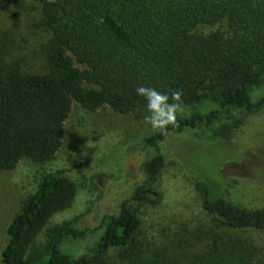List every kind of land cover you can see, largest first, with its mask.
I'll return each mask as SVG.
<instances>
[{
	"label": "trees",
	"instance_id": "1",
	"mask_svg": "<svg viewBox=\"0 0 264 264\" xmlns=\"http://www.w3.org/2000/svg\"><path fill=\"white\" fill-rule=\"evenodd\" d=\"M26 1L13 0V5L22 9ZM36 2L40 24L49 33L45 72H23L9 37L0 33V172L14 170L22 160L51 161L63 145L73 104L87 112L108 107L128 115L146 107L138 87L169 95L180 89L190 112L177 118L179 127L146 139L144 182L130 197L155 204L159 195L151 185L165 166L161 144L167 135L210 133L218 123L264 105V0ZM218 24L226 31L194 32ZM201 178V204L210 228L207 243L197 250L145 255L137 244L140 221L130 200L116 214L103 215L102 233L87 253L73 257L60 250L64 240L85 235L69 224L50 229L45 245L36 249L52 217L69 209L76 197L69 178L47 176L8 226L2 264H107L115 249L118 264H263L262 256L238 236L264 231V208L227 202Z\"/></svg>",
	"mask_w": 264,
	"mask_h": 264
},
{
	"label": "rangeland",
	"instance_id": "2",
	"mask_svg": "<svg viewBox=\"0 0 264 264\" xmlns=\"http://www.w3.org/2000/svg\"><path fill=\"white\" fill-rule=\"evenodd\" d=\"M40 8L36 0H27L22 9H16L13 0H0V33L9 37L25 73L46 70L43 47L49 33L40 24ZM216 31L225 32V25L194 29L202 36ZM189 112L190 107L184 105L177 118ZM147 114L146 107L120 115L108 107L87 112L73 104L64 125L63 145L51 161L22 160L14 170L0 172V264L8 226L22 202L47 176L69 178L76 186V197L69 209L52 217L34 247L41 249L48 231L62 224L85 231L82 238L64 240L62 252L79 257L94 247L102 233L103 215L116 214L120 204L130 200L134 188L144 182L145 141L158 131L145 123ZM213 129L210 133L167 135L161 144L165 166L151 185L158 201H129L140 221L137 244L145 255H178L207 243L205 232L210 224L201 204V177L227 202L244 209L264 208V105L236 114ZM238 237L254 248L257 257L262 256L264 264V231H248ZM118 252L110 251L106 263L118 264Z\"/></svg>",
	"mask_w": 264,
	"mask_h": 264
},
{
	"label": "clouds",
	"instance_id": "3",
	"mask_svg": "<svg viewBox=\"0 0 264 264\" xmlns=\"http://www.w3.org/2000/svg\"><path fill=\"white\" fill-rule=\"evenodd\" d=\"M136 93L147 102L148 114L144 117L146 124L158 130L162 135L167 133L169 126L172 128L179 127L177 113L184 109L182 90H171L169 95L152 87L140 86L136 89Z\"/></svg>",
	"mask_w": 264,
	"mask_h": 264
}]
</instances>
